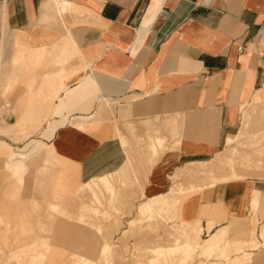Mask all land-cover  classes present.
Masks as SVG:
<instances>
[{
    "label": "rangeland",
    "instance_id": "1",
    "mask_svg": "<svg viewBox=\"0 0 264 264\" xmlns=\"http://www.w3.org/2000/svg\"><path fill=\"white\" fill-rule=\"evenodd\" d=\"M68 43L69 38L64 48L54 51L56 60L63 64L81 54L79 49H68ZM14 45L13 42L9 47ZM15 46L17 57L7 61L0 72V264L9 261V264H75L76 254L107 264L103 236L117 250L118 262L111 259V264H141L155 255L153 246L171 245L174 232L197 237L200 229L194 241L200 253L182 264H230L236 256H246L249 262L246 264H257L252 251L257 241L252 229L258 228L260 197L253 199L255 211L250 210L248 201L256 189L252 188L253 182L264 179V138L259 143L256 129L249 132L250 145H240L243 151L234 164H223L210 178L194 177L192 181L197 183L190 188L188 177L174 176L188 161L170 173L161 192L153 193L146 188L149 175L153 181L157 180L154 166L167 152L178 147L176 125L173 128L168 123L166 127L150 122L137 125L117 118L113 130L117 139L112 140L113 135L106 127L107 123L115 122L121 109L120 99L96 96L89 76L83 77L75 88L65 87L61 82L73 79L74 71L64 68L44 84L52 97L49 94L50 98H41L43 85L35 90L37 84L26 83L25 79L32 73L40 78L44 70L41 63L52 56L46 55L49 51L41 44L43 59L34 61L33 65L29 59L27 68L26 58L35 45L27 47L17 42ZM76 71L86 75L85 66ZM5 83H10L6 93ZM64 89L65 94L60 96ZM28 92L30 97L26 96ZM255 102L264 110V86L252 104ZM78 105L87 112L73 114ZM260 117L251 113L255 127L264 122ZM68 125L79 130L67 134L55 145V136ZM54 127H57L55 132ZM241 127L240 117L238 131ZM171 132H174L172 137ZM250 150L260 154H251V159L244 160V151ZM217 154L218 151L207 161L213 162ZM214 180H221L222 184L216 188L197 186L202 181ZM110 183L114 184L119 198L113 206L109 202ZM226 186L240 192L241 210H235V202L220 204L221 199L227 200L220 193L208 194ZM159 194L171 199L169 210L163 212L156 226L141 227L139 222L145 216L139 215L138 207ZM159 205L154 203V208ZM204 208L207 214L203 216L200 209ZM95 209L108 212L110 218L97 217ZM134 219L138 224L132 229L130 222ZM223 226H229V230L223 234L219 246L210 255L202 253L204 239ZM32 244L40 246L34 252L18 251ZM177 253L169 254L161 264H180L183 253Z\"/></svg>",
    "mask_w": 264,
    "mask_h": 264
},
{
    "label": "crops",
    "instance_id": "2",
    "mask_svg": "<svg viewBox=\"0 0 264 264\" xmlns=\"http://www.w3.org/2000/svg\"><path fill=\"white\" fill-rule=\"evenodd\" d=\"M68 38V49H79L81 54L63 64L54 51L64 48ZM13 42L35 45L26 58L27 68L30 60L33 65L43 59L41 44L49 51L46 55L52 56L41 63L40 78L32 73L25 79L37 84L35 90L43 85L41 98H50L52 92L44 84L64 68L74 71L73 79L61 82L65 87L75 88L89 76L96 96L120 99L115 122L107 123L110 139H117L113 130L118 119L137 125H176L178 147L154 166L157 180L149 175L146 188L155 193L183 163L207 161L215 152L226 150L228 136H236L244 127L245 112L251 120L248 136L251 130L258 131L256 137L264 131V122L255 127L251 118V113L264 118L263 107L252 112L259 104L252 101L264 86V0H0L1 73L7 61L17 57L16 46L9 47ZM81 66L86 75L77 73ZM9 89L10 83H5V93ZM64 94L65 89L60 96ZM86 112L78 105L73 114ZM71 126L55 136V145L79 130ZM247 140V136L241 138ZM257 179L248 201L255 211L253 199L260 197L255 228L259 246L253 251L257 264H264V179ZM212 193L225 196L227 200L221 199L220 204L235 202V210H241L240 192L235 188L220 187L208 194ZM200 212L207 214L205 208Z\"/></svg>",
    "mask_w": 264,
    "mask_h": 264
},
{
    "label": "bare ground",
    "instance_id": "3",
    "mask_svg": "<svg viewBox=\"0 0 264 264\" xmlns=\"http://www.w3.org/2000/svg\"><path fill=\"white\" fill-rule=\"evenodd\" d=\"M260 110H262V105L257 104V105H254L252 112H254V111L260 112ZM250 124H251L250 113L245 112L244 113V127L240 130V132L236 136H228L227 143L229 145H228L227 149L218 151L217 157L215 158V160L213 162H211V163H209L208 161L190 162L189 164H186L184 167H179L177 169V171L175 172L174 176L175 177H179V176L188 177L190 179L188 181V183L190 184L189 187L192 188V187H194L193 185L195 183H197V182L192 181V179L194 177L201 175V176L210 178L211 176H213L216 173L217 169L219 170V168L223 164H225V163H228L230 165L234 164L236 162V160H238V158H240L241 153H242L241 150L235 146V144L242 142V144L249 145V143H250V137L248 136V129H249ZM263 134H264V131L260 132V134L257 136L259 143H261V140L264 138V136H262ZM246 136L248 137V140L247 141H241V138L246 137ZM244 152H245L243 155L244 160L251 159V154H260L259 151H254L253 153L250 151H244ZM257 164L260 165V164H262V162L257 161ZM221 184H222L221 180H214V181H204V182L202 181V182L198 183L197 186H200V187L209 186L210 188H216ZM108 189H109L108 192L110 195L109 202L113 206L116 201H119V198L116 195V190L114 189V184L110 183L108 185ZM180 189L184 190V187H181ZM148 191H149V189H148ZM154 203L160 204L157 209L154 208ZM170 204H171V199L164 197L163 194H159V195L155 196L154 199H149L147 202L141 203L140 206L138 207V213L140 216H145V219H143L141 221L139 220L140 221L139 225H141V227H144V225H146V224H148V226H152V227L156 226L162 220V218L164 216L163 212L169 210ZM94 213L96 214L97 217H101V216H104L105 218L109 217L107 215L108 212H105V211H100V210L97 211L95 209ZM135 224H138L136 219L131 220L130 227L133 229ZM212 226H214V225L212 224ZM91 227H92V225H91ZM228 230H229V226L228 227L225 226L224 228L223 227L219 228L217 230V232L214 233L211 237L208 236L209 238H205L203 241V245H202V253L210 255L211 252H213L215 250V248L219 246V244L221 243L222 238L224 236L223 234H225ZM199 231H201V229L198 230V234H197L198 236L196 235L197 237H195V235H189V234H185L182 232H174L171 235V241H172L171 245L166 246V245L160 244L158 246H153L152 250L155 253V255H153V257H151L148 260V262L141 263V264H161L162 260H164L169 254H173V253H177V252L183 253V256L179 260L180 264H182L186 261L188 262L196 254L200 253L197 249V246L194 244V241L196 240V238L199 237ZM125 232H126V230L124 231V233ZM252 234H253V236L255 235V228L252 229ZM261 236L264 238V233H262ZM103 239H104V241H103L102 246H103V251L105 252L104 260L106 261L107 264H111L110 263L111 259L116 260V261L118 259L117 250H116L115 245L111 241L106 240L104 238V236H103ZM255 241H257V238H255ZM30 246H22L18 251L30 250V252H34L36 250V248H38V246H40V245L39 244H32L31 248H30ZM258 246H259V242L258 243L256 242L254 247L257 248ZM252 251H253V249H252ZM246 254H249V253H246ZM11 256L14 257V254H12ZM75 256H76L75 257V264H98V262L95 259H93L89 256H86L85 254L84 255L83 254L82 255L76 254ZM10 258H12V257H10ZM19 260H21V259H19ZM9 262H6V263L9 264ZM246 263H249L248 258L246 256H244L242 258L239 256H236V258L230 264H246Z\"/></svg>",
    "mask_w": 264,
    "mask_h": 264
},
{
    "label": "built area",
    "instance_id": "4",
    "mask_svg": "<svg viewBox=\"0 0 264 264\" xmlns=\"http://www.w3.org/2000/svg\"><path fill=\"white\" fill-rule=\"evenodd\" d=\"M242 49V48H241Z\"/></svg>",
    "mask_w": 264,
    "mask_h": 264
}]
</instances>
